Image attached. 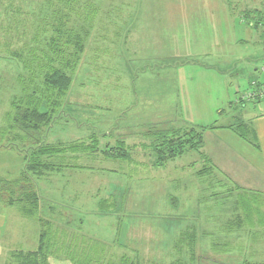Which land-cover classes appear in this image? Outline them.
Listing matches in <instances>:
<instances>
[{
  "label": "rangeland",
  "instance_id": "1",
  "mask_svg": "<svg viewBox=\"0 0 264 264\" xmlns=\"http://www.w3.org/2000/svg\"><path fill=\"white\" fill-rule=\"evenodd\" d=\"M254 9L264 15V0H0V128L11 99L31 83L24 60L47 50L60 29L87 33L78 62L66 70L71 84L44 140L70 146L88 143L96 134L99 151H69L54 160L85 165L65 167L76 175L69 182L61 173L49 184L33 178L38 191L46 189L55 198L66 197L75 186L81 192L71 214L60 203L49 210L39 207L53 225L45 264H74L71 258L86 263L93 239L108 245L94 252L92 264H120L124 258L190 264L198 255L202 264H264V194L219 175L225 186L195 173L204 168L200 153L220 161L221 146L208 127L236 119L258 128L264 159V117H259L264 99L243 97L252 82L264 83V20L258 17L254 28L256 18L245 17ZM42 61L35 67L47 63ZM36 75L33 84L41 85L42 76ZM191 125L204 128L199 152L154 166L149 149L154 132ZM10 140L8 134L0 137V179L7 181L24 169L23 148L4 147ZM117 140L125 142L129 160L100 152ZM90 189L98 191L96 198ZM4 194L10 197V191ZM108 197L99 208L98 200ZM94 204L101 214H94ZM0 217L5 219L2 239L8 235L22 248L37 244L36 221L21 219L16 207L1 202ZM190 238L196 239L192 248Z\"/></svg>",
  "mask_w": 264,
  "mask_h": 264
},
{
  "label": "trees",
  "instance_id": "2",
  "mask_svg": "<svg viewBox=\"0 0 264 264\" xmlns=\"http://www.w3.org/2000/svg\"><path fill=\"white\" fill-rule=\"evenodd\" d=\"M260 13L257 10L245 11V17L252 15L256 18V22L252 25L254 28L258 27V22L261 18L264 20V15ZM86 37L87 33L84 31L81 33L68 29V31L62 33L60 29L57 37L48 43L47 50L40 49L38 50L39 54L35 51L30 57L28 56L24 60V68L29 72L31 83L22 86V95L17 99L13 97L9 103V109L4 113V124L0 128V137L7 136L8 134L11 140L7 141L6 145L13 146L16 149L21 148V151L23 148L24 169L20 176L13 181L0 179V202L7 206L16 207L24 218L36 221L39 225L37 247L34 250L27 251L10 249L7 253L6 264H45L46 257H48L49 251L53 246L52 242H50L53 225L49 220L40 216L39 195L33 178L53 172H60L63 168L67 167V164H59L54 161L56 158L61 160L66 152L69 153L70 151L75 154L81 151L90 155L91 153L96 154L99 151H97L99 139L96 134L90 136L88 143L81 141L80 143H73L70 146H66L61 142L48 144L44 141V131L53 122L56 112L61 108L63 98L71 84V77L66 70L69 68L72 70L76 61L78 62L80 52L83 50V41ZM58 58L62 66L55 64ZM42 59L47 63L40 66V68H36L35 65L39 67V65H42L41 63H44ZM37 73L42 76L41 85L33 84ZM21 80L23 79L21 78ZM263 90L264 83L254 81L252 82L251 89L246 93L258 94ZM261 99H264V97L247 100L259 101ZM239 102L243 104V98H240ZM213 127H216V125L208 128L211 129ZM228 127L242 139H249L248 127L240 120L236 119ZM203 129V127L191 125L186 128L171 127L164 132L162 131L161 134L154 132V139L149 144V149L153 156V165L161 167L169 160L181 156L185 152H199L203 142ZM116 143V145H108L106 149L100 151L102 155L109 159L129 160L130 155L126 149L125 142L117 140ZM253 143L256 145V142ZM200 157L204 162V168L196 171V175L202 177L209 174L213 179L216 178V183L225 186L226 183L217 177L216 168L209 160L210 158L201 153ZM72 167L82 168L83 166L72 165ZM231 189L227 190L231 192ZM8 191H10V197L5 198L4 193ZM15 193L17 196H14ZM104 201H100V208ZM235 221H237L236 228H240L242 219L238 216ZM56 234V231H54L55 237ZM194 240L196 239L190 238L189 243L191 248L195 244ZM93 243L95 244V247H93L94 252H101L106 245V243L99 239H93ZM94 252L92 255L86 256V263L85 261L78 262L72 258L71 260L74 264H92L94 261L92 256H95ZM120 257L124 258V255ZM126 259L124 258L125 262L120 264H138L136 260L133 263L127 262ZM243 264H248V262L245 261Z\"/></svg>",
  "mask_w": 264,
  "mask_h": 264
},
{
  "label": "crops",
  "instance_id": "3",
  "mask_svg": "<svg viewBox=\"0 0 264 264\" xmlns=\"http://www.w3.org/2000/svg\"><path fill=\"white\" fill-rule=\"evenodd\" d=\"M255 10H257V9H254V11ZM249 11H253V10H249ZM257 11H259V10H257ZM259 12H261V11H259ZM259 117H264V113L261 114ZM239 120L241 122L245 123V125L248 127L249 139L248 140L242 139L232 129H230L228 126L230 124H232V122H230L226 125H219V126H216V127L209 129L210 135L212 137H214L218 146H221V148L217 147L218 148L217 149L218 155H220V161L217 162V159H215L214 155H212L210 159L214 160L213 165L216 168V173H217V175L222 177V179L229 181V183L232 182L233 184H236L239 188L245 189L246 191L264 194V177H263V175H264V159L259 154L260 145L258 144V142L256 140V136H255V133H256V135L258 136V138L260 140V134H259L258 128L253 127L252 124L247 122V121H243L241 119H239ZM254 128L256 130H254ZM254 138H255V140L253 141ZM44 141L46 142V139ZM253 142H256V145ZM46 143L51 144L49 142H46ZM4 147L16 149L15 147L10 146V145L9 146L5 145ZM73 159H75V158H73ZM78 159L79 158H77L76 162L78 161ZM76 165L77 166H85L83 164H76ZM66 166L72 167V164L66 165ZM73 168L79 169L78 167H72V169ZM73 170H75V169H73ZM67 171H68L67 168H63L60 172H53V173L45 174L41 177H35V179L47 181L48 179H51V177L54 174H58V173L60 174L61 173V175H64V174L69 175V178H68V182H69L76 175L73 173L67 172ZM204 176H209V174L204 175ZM224 183H226V182H224ZM47 184H49L48 181H47ZM35 185L37 186V182ZM77 188H78V186H75L73 188L71 194H66L67 195L66 197L60 196L61 199H59V198L52 197L51 194L46 189H43L40 192V190L38 191V189L36 187V190H37L38 195H39V207L41 206V208H42V206H43L42 209L48 208V210H49L51 207L57 208L58 203H60V205L63 206L61 208L62 209L64 208L65 210L67 209L68 212L71 214V212L73 210H75V207H76L75 201L78 199V197H79V200L81 199V197H80L81 192L79 190H75ZM87 192L90 194L92 199L96 198V195H98V191L96 189H90ZM111 195H109V196H111ZM66 199L69 202L68 204L65 201ZM108 199H111V197L105 198L103 200H108ZM101 200L102 199L98 200L99 201L98 207H99V203ZM95 206H96V204H94V211L96 212L94 214H101L99 211L100 207L98 209H96ZM42 213H45V212L42 211ZM84 213L85 212L82 211V214H84ZM87 213H89V212L87 211ZM18 214H19V217L21 219H23V216L19 212H18ZM82 214H81V216H79V217H81L80 219H82ZM20 218H18V220H20ZM4 223H5L4 217H0V264H6L7 253L10 249H22V250L27 251V250H34L37 247V244H34V247H32V248H25V247L22 248L21 246L19 247V244H20L19 241H11L12 239H10V237L8 235L6 236V239H2L1 233L5 232ZM81 223H82L81 221L79 223H77L78 229H79V227H80L79 225ZM210 233L212 234V232H210ZM207 234L209 235V232H207ZM19 240L21 242V238H19ZM16 242H18V243H16ZM37 242H38V238H37ZM106 244L108 245V243H106ZM221 246L224 247V244H222ZM189 260L190 261L188 263H190V264H202L203 263V262H201L199 255L197 256V258L191 257ZM173 261L175 264H183L180 260H173ZM206 263H208V262H206ZM186 264H187V262H186ZM208 264H210V263H208Z\"/></svg>",
  "mask_w": 264,
  "mask_h": 264
},
{
  "label": "built area",
  "instance_id": "4",
  "mask_svg": "<svg viewBox=\"0 0 264 264\" xmlns=\"http://www.w3.org/2000/svg\"><path fill=\"white\" fill-rule=\"evenodd\" d=\"M243 97L245 99H253V98H257V97H264V90L259 92L258 94L249 92V93L244 94Z\"/></svg>",
  "mask_w": 264,
  "mask_h": 264
}]
</instances>
